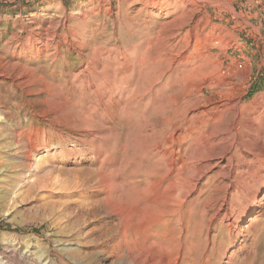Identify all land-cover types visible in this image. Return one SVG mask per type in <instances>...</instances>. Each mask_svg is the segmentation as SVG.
<instances>
[{"label": "rangeland", "instance_id": "rangeland-1", "mask_svg": "<svg viewBox=\"0 0 264 264\" xmlns=\"http://www.w3.org/2000/svg\"><path fill=\"white\" fill-rule=\"evenodd\" d=\"M237 113L263 141L264 0H0L2 260L44 248L68 264L106 216L98 181H119V194L135 181L140 213L182 239L180 264H264L256 147L229 135L231 152L196 187L197 163L175 161L182 200L147 197L170 181L174 156ZM17 139L38 143L30 157Z\"/></svg>", "mask_w": 264, "mask_h": 264}, {"label": "bare ground", "instance_id": "bare-ground-1", "mask_svg": "<svg viewBox=\"0 0 264 264\" xmlns=\"http://www.w3.org/2000/svg\"><path fill=\"white\" fill-rule=\"evenodd\" d=\"M191 85L192 83L191 84L188 83L189 87ZM257 107H258V102L255 103L254 108ZM229 108L237 110L238 102H236V100L232 101V103L225 110L227 109L229 110ZM254 121L251 119L250 116L249 117L247 116L246 120L245 121L242 120L241 122L238 113L235 115V117L230 119L228 123L224 122L223 119H220V117L214 119L212 122L214 126L213 130L210 132V134L207 137L197 138L193 142V145H195V149L189 152L186 159L184 158L176 159V157L174 156L172 172L170 171L171 172L170 181H167L166 183L162 181V185L159 187L158 190L156 189L157 192L155 193L154 192L150 193L149 191H147V193H150L147 194L148 196L146 195L148 197V201L149 202L153 201V197L155 196H164L165 198H168V200L172 202L174 200L176 202L179 198H181L182 200L183 199L182 196L183 195L185 196L186 194L184 193V191L183 192L179 191L180 185L178 186L179 181H176V174H175L178 169L177 166L175 165V161L182 162V166H185V164L192 165L194 163H197L199 174L195 178L196 181H194L195 183L193 184V187H196L199 182L197 180L201 176H203L207 170L209 171L210 163L219 158L223 159L228 153L231 152L232 146H230L226 150L222 148V144H221V141L228 142L229 135H233V140L235 142H238L239 145L241 146H244L245 144H250L256 147V152L255 153L249 152L248 155L249 159L247 158L249 161H251V163L253 162V165H256L257 163L260 162H264V138L262 141L257 138L256 136L257 134L255 135L256 129L257 128L259 129L260 126L255 125L256 126L255 127ZM16 143L20 145V147L26 150L27 152L26 157H30V152L34 149L36 150V147L38 146V143H32L29 140L20 142V140L17 139ZM43 144L47 145L46 142H44ZM18 151L20 150L18 149ZM242 158L243 157L241 156V159ZM233 161L234 160L231 161L230 168L235 165ZM245 161L247 160L245 159ZM247 164L249 165V163ZM231 176L232 173L230 170L229 178ZM262 177L263 176L261 174L255 175L256 181H258ZM240 179H239L240 181H243V178ZM243 182L248 184V181H243ZM119 183H120L119 181H98L96 185L97 189L101 191L103 194H107L99 199L100 203L107 201L105 203L106 216L104 218L102 217V219L100 220L98 219L97 225L99 226L98 227L99 231L96 232L93 229L88 233L87 236L89 238L86 242L87 244L85 243L84 246L82 245L80 248L77 247L78 250H76V252L73 253V257L69 259L68 264H103L100 262V260L97 257L99 253H106L109 254L111 258L114 257L113 264H180L181 257L184 253L183 252L184 245L182 239L175 236L169 239L163 237L164 238L163 239L161 235L164 232V230L160 231L153 229V225L157 223V219L159 217L154 218L152 216L153 213L151 215L148 214L150 208L148 209L147 212H145V214L144 213L141 214L139 211L140 207H138L139 203L138 202L135 203V200L138 199V193L140 191L137 190L136 187H134L135 181H129L128 182L129 184L127 185L128 192L127 193L124 192L120 194L119 192L121 191L118 192V190L114 188L116 186L118 187V185L120 187ZM124 194H128L131 198L128 197L129 200L123 201L122 199L124 198L123 197ZM94 202H98V200L92 201V203ZM259 202H260V197H257L255 199V203L253 204V206H257ZM172 205H169L168 207H173L174 205L173 206ZM222 207L227 209L225 204H223ZM143 211H145V209ZM155 214L157 215V213ZM126 228L128 229L129 234L128 233L125 234L127 236L126 239H120L119 236L123 235V230ZM174 228L178 229V225L174 226ZM138 233H140L141 235L140 234L138 235ZM8 250H10L9 247H6L5 250L0 253V264H5V263L59 264L56 261V258L53 259L51 257V253L48 250H44V248L39 249V253H40L39 258L34 261L30 260L25 255H21L20 257H15L14 254L12 257H9V259L2 260V256L7 255L6 252ZM12 250L13 252H16L15 249ZM84 257H87L89 259L87 263H83L85 261V260L82 261Z\"/></svg>", "mask_w": 264, "mask_h": 264}]
</instances>
